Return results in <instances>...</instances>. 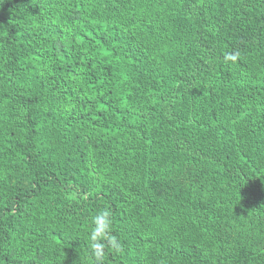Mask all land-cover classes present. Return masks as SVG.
Segmentation results:
<instances>
[{
    "label": "trees",
    "instance_id": "16d2710c",
    "mask_svg": "<svg viewBox=\"0 0 264 264\" xmlns=\"http://www.w3.org/2000/svg\"><path fill=\"white\" fill-rule=\"evenodd\" d=\"M104 210L99 264H264V0H0V264Z\"/></svg>",
    "mask_w": 264,
    "mask_h": 264
},
{
    "label": "clouds",
    "instance_id": "9594fccd",
    "mask_svg": "<svg viewBox=\"0 0 264 264\" xmlns=\"http://www.w3.org/2000/svg\"><path fill=\"white\" fill-rule=\"evenodd\" d=\"M239 52L226 53L225 61L235 62L239 58ZM91 230L89 232V241L91 255L94 257L96 264L103 259L106 247L119 249V241L114 235H111L112 222L110 213L106 210L98 212L91 220Z\"/></svg>",
    "mask_w": 264,
    "mask_h": 264
}]
</instances>
